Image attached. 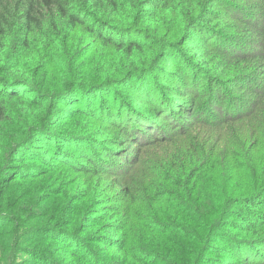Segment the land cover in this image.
<instances>
[{"label":"rangeland","instance_id":"1","mask_svg":"<svg viewBox=\"0 0 264 264\" xmlns=\"http://www.w3.org/2000/svg\"><path fill=\"white\" fill-rule=\"evenodd\" d=\"M235 4L241 10H251L252 7L251 0H235ZM241 38L250 50L260 48L259 35L253 31L249 30ZM259 79H264V76L247 79L239 88L232 90L241 98L252 101L254 97L247 92L248 87L243 89V86L252 85L250 81L263 85ZM78 98L83 106L76 103V99L70 101L69 106L75 116L66 119L58 132L61 137L56 132L48 135L55 140L54 155L63 162L55 161L50 153L42 155V159L40 149L35 147L29 159L21 158L9 172H5L20 174V179L9 185L0 209V264L236 262L223 251L228 246L218 242L212 245L220 253L216 255L211 248L201 260L200 243L196 239L202 220H205L203 215L219 207L223 194L246 192L244 184L249 183V179L243 173L242 162L260 161L264 154V139L259 140L258 133L245 138L237 132L246 131L253 124L246 120L234 123L231 126L235 132L224 137L221 126L208 127L182 114L185 106L188 111L217 118L225 113V106L218 112L207 103H199L197 111L194 105L186 103L190 97L185 103H177L165 111L159 122L168 131L176 130L173 119L183 124L184 127L179 129L186 127L189 131L186 141L180 139L179 144L177 141L168 145L172 147L171 151L180 145L194 150L206 148L205 158L196 169H192L197 173L191 181L188 176L192 170L177 164L176 153L173 152L171 158L172 170L157 164L162 160L170 164L165 159L166 146L163 144L159 148L153 145L146 147L145 154H141V163H144L139 167L129 164L136 158L137 140L117 141L116 137L106 135L108 128L96 119L78 116L79 110L90 112V101L82 100L81 96ZM112 99L122 103L116 91L112 92ZM261 114H264V109ZM204 134L208 135L205 142L202 140ZM73 141L78 145L74 151L68 148ZM85 144L93 145L86 158L77 154ZM88 158L96 161L89 162ZM92 165L97 169L94 170ZM213 220H217V216ZM122 247L126 255L118 253ZM68 250H75L81 256ZM192 252L195 253L194 259ZM213 256L216 259H209Z\"/></svg>","mask_w":264,"mask_h":264},{"label":"clouds","instance_id":"2","mask_svg":"<svg viewBox=\"0 0 264 264\" xmlns=\"http://www.w3.org/2000/svg\"><path fill=\"white\" fill-rule=\"evenodd\" d=\"M113 2L125 13L124 18L114 20L107 15ZM234 3L102 0L99 16L88 21L91 32L80 33L85 36L79 43L82 52H77L74 44L66 51L57 48L55 61L44 57L42 51L39 55L33 52L23 66V76L14 72V78L26 81L24 87L30 93L22 99L28 104L33 100L39 104L57 103L53 92L64 95L71 84L73 95L80 94L82 100L90 101V111L108 128V137L114 136L117 141L145 139L149 126L155 135L165 134L156 127L158 113L185 103L190 96L198 97L201 105L216 107L214 95L238 88L242 79L264 76V52L250 50L239 40L250 29L264 24V0H251V10H241ZM104 20L115 27L99 28ZM130 51L139 55L134 59L127 54ZM10 62L7 55L0 54V64ZM37 64L40 67L34 74ZM113 91L122 103L112 99ZM257 181H264V175L258 173ZM244 187L259 191L264 183L255 187L245 183Z\"/></svg>","mask_w":264,"mask_h":264},{"label":"trees","instance_id":"3","mask_svg":"<svg viewBox=\"0 0 264 264\" xmlns=\"http://www.w3.org/2000/svg\"><path fill=\"white\" fill-rule=\"evenodd\" d=\"M101 5L102 0H0V54L7 55V58L12 61L0 64V85H3L0 87V209L9 185L20 179V174L8 173L9 169L16 162L21 161V158L29 159V156L32 155L31 150H35V147L40 149L39 152L42 159H44L42 155L50 153V156L55 161L63 162L59 156L54 155L55 140L48 135L56 132L58 137H61L58 132L64 126V122L69 117L75 116L73 114L74 111L69 106L70 101H75L76 99L78 100L76 103L82 104V101L78 98L81 95L72 94L74 88L71 84L68 85V92L64 95L53 92V96L58 98L59 102L57 103L49 101L46 104H39L33 100L32 103L28 104L27 101L22 99L23 96L30 94L29 90L24 87L26 81L14 78L13 74L16 72L23 76V66L27 64L33 52L39 55L42 51L43 56L48 57L51 61L56 60L54 53L57 48L66 51L70 44L76 46L77 52H82L83 49L79 47V43L83 42L85 36L80 33L91 32L92 25L88 24V21L94 15L99 16ZM234 6L237 7L235 3ZM107 15L114 20L125 17V13L114 2L111 4V10L107 11ZM86 24L88 27L83 28L82 26ZM105 26L114 28L115 24L110 25L108 20H104L102 24H99L101 29ZM260 28H264V24L259 25L255 29H250V31L259 35L258 45L260 48H256L254 51L264 52V31H260ZM100 35H103V32H100ZM241 39L239 38L240 41ZM6 44H8L7 50L5 49ZM87 47L88 45L85 44L84 48ZM127 54L134 59L139 55L131 51ZM259 58L250 57L249 59L257 60ZM39 67L40 65L37 64L33 68L34 74ZM246 81L247 79L240 80V85ZM250 82L253 84L243 86V89L248 87L247 92L254 97L252 101L241 98L232 89H224L220 95H214L213 100L216 107H211L213 110L219 109L221 111V108L225 106L223 115H218L215 118L211 114L205 117L199 113L200 116L197 112L186 110L184 106L182 116L188 115L187 119H192L208 127L221 126L224 137L235 132L231 125L246 120L253 125L248 126L246 131L241 130L237 133L245 136V138H250L252 137L250 135L258 133V139L262 140L264 139V114H261V110L264 109V79H259V82L263 85L256 84L253 81ZM67 96H70L73 100H70L71 98ZM59 103L61 104L59 105ZM186 103L194 105V110L199 111L198 107H196L200 103L198 97L190 96L189 101ZM25 104H27V108L24 107ZM250 105L252 106L249 109ZM33 108L35 109L34 112L29 111V109ZM237 113H244V115H238ZM79 115L96 119L92 112L87 110H79ZM229 115H232V118H229ZM58 116L63 117L58 118ZM162 116H165L164 112L157 114L156 127L162 128L165 134L157 136L152 131V126H149L147 138H131L137 140V147L134 151L136 158L129 164H135V167H139L144 163H141V154H145L144 149L146 147L153 145L159 148L163 144L166 146L165 159L170 164L165 163V160L158 161L157 164L162 165L164 169L169 168L172 170L170 166L173 164L171 158L174 152L177 155V164L184 165L182 168L196 169L197 165L205 158L206 148L199 150L195 148L194 150L191 147L187 148L186 145H180L176 150L171 151L172 147L168 145L177 143V141L179 144L180 139L186 141L189 131L186 130V127L179 129L184 126L181 122H177L178 119H173L175 124L173 128L176 127V130L173 132L168 131L159 122V118ZM256 127L259 129H256ZM154 136L155 138H153ZM73 138L71 136V139ZM206 139H208V135L204 134L203 142ZM259 140H257L258 145L260 143ZM59 146L63 149L62 144H59ZM68 146L70 150H77L78 145L73 141ZM92 148L93 145L85 144L77 154H81L82 157L86 158V155L91 154ZM88 159L89 162L96 161L94 158ZM262 164H264V154L260 157L259 162L257 160H250L249 162L245 160L242 162L243 173L254 187L264 183V181H257L258 173L264 175V172H261ZM92 167L94 170L97 169L95 165H92ZM245 167H248V169H245ZM6 171L8 172L5 173ZM36 172H34V175ZM196 173V170H192L188 179L192 181ZM130 194L132 195V191H130ZM222 199L223 201L218 204L219 207L214 212L203 215L205 220H202L203 225L196 239V242L200 243L198 248L201 260L204 259L205 254L211 248L216 255L220 253L218 248L215 249L212 245L214 242H218L228 246V249L223 251L228 253L230 257L235 258L236 262L227 263L216 260L224 262L216 264H264V255L262 254L264 252V188L259 191H248L246 189L245 192L241 190L238 195L228 194L226 196L223 194ZM216 216L217 220H213ZM118 231L119 229L116 232ZM193 246L194 243L191 244V247ZM118 251V253L126 255L124 247ZM72 253H75L76 256H81V253L75 252V250ZM191 257L194 259V252L191 253ZM209 259L216 258L213 256Z\"/></svg>","mask_w":264,"mask_h":264}]
</instances>
